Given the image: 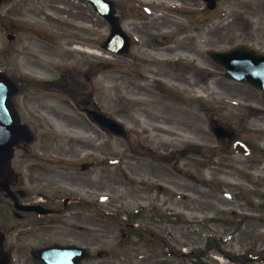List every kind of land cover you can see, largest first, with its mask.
<instances>
[{
    "label": "rangeland",
    "instance_id": "obj_1",
    "mask_svg": "<svg viewBox=\"0 0 264 264\" xmlns=\"http://www.w3.org/2000/svg\"><path fill=\"white\" fill-rule=\"evenodd\" d=\"M67 3L70 5L69 2ZM193 20L194 26L198 27L193 34L198 38L200 50H224L238 42H247L264 51V0H222L219 9L209 14L201 12L196 16L193 15ZM86 21L89 28L95 27L96 22L99 23L89 6ZM87 33L89 36L91 31L88 30ZM174 33L178 32L174 31ZM71 50L75 51L74 48ZM100 56L103 62L111 61V57L107 55ZM98 57L87 51L85 55L69 52L67 57L60 59L69 63L68 67L72 68L75 75H81L89 70L92 63L99 60ZM202 58L213 70L215 78L209 86L206 81L205 87L202 79L206 77L207 72L203 74L199 71L196 87H199L200 93L203 92L201 95L204 96L206 104L215 103V106L210 108L214 107L216 118L219 119L217 121L235 131V134L226 141H220L210 129V124L204 120L206 112L190 110L189 113L186 105L181 109L180 105L175 104V100L169 96L167 101L164 98L163 102L165 106L168 103L167 115L172 120H169L168 125L155 127L154 132L153 129L146 127L148 120L143 110L140 111L144 107L135 108L131 105L133 96L130 95L127 85H122V91L118 92L127 101L126 105L116 103L118 100V93L114 90L116 74L113 73L112 67H104L103 70L98 67L95 71L97 75L94 78L97 87L95 96L101 108L109 114L124 118L132 132V139H118L119 154L126 150L128 144L138 147L136 139H147L149 142V137L152 138L150 142L155 147V144H164L168 151V158L162 164L149 159H138L127 150L124 161L116 170L109 171L105 167L103 169L99 167L90 172L116 175L118 172L121 173L120 188L112 186L114 180L109 176L102 177L104 182L102 189L114 192L106 201L116 206L121 200H125L128 205L148 198L149 201L158 200L157 205L164 215L169 214L171 217L174 214L183 223L167 226L169 233L172 234L168 237V250L177 252H171L163 257L165 250H161L159 253L162 256L161 260L149 257L151 260L141 259L134 264H193L194 262L198 264L197 259L204 264H264V96L262 91L231 79L219 64H214L205 56ZM54 60L59 64L58 59ZM61 72L62 68L59 66L55 74ZM181 81H183L181 86L186 91L189 83L186 79L181 78ZM90 89L92 92L91 84L88 90ZM30 91L29 95L19 98V105L24 117L30 121L36 133L37 141L32 148L37 152L42 151L44 155L54 154V157H57L59 151L67 150V136L70 133L77 134V138L81 139L89 132L74 131L71 128H74L77 122L75 125L69 122L82 117L71 103V98L67 99L66 96L57 93L42 92L35 87ZM195 92L198 90L195 89ZM153 93L156 97L164 96L156 91ZM182 98L191 99L187 96ZM192 98L198 100L196 96ZM198 102L203 101L198 100ZM200 108L203 109L202 106ZM173 110L181 111L179 121H182V124H170L179 122L175 121L177 118ZM210 111H213V108ZM192 114L196 118L199 117L194 127L186 124L191 120ZM137 119L143 122L142 126L138 125ZM148 131H151V135ZM156 136H160V139L155 138ZM103 138L105 142L115 140L106 133L103 134ZM185 143L202 146L203 153L194 152L180 157L175 150ZM79 146L75 148L73 154L74 157L83 160V149L81 150ZM110 146L104 145L111 151ZM241 146H245L247 151L242 150ZM76 164L78 163L70 164L73 166L72 173L79 168ZM53 166H56L57 173H71L65 164L56 163ZM194 174L197 176L195 177ZM136 180L146 181L150 193L147 187L137 186ZM159 185L163 187V193L156 194L154 187ZM154 197L156 198L153 200ZM151 217L154 215L151 214ZM33 236L35 237V234ZM62 236L55 233L49 238L44 236L43 238L44 240L65 239ZM210 237L214 239L213 243L219 242L225 254L208 247L207 240ZM29 251V248L25 249L23 256L13 258L11 264H40L34 257H27L26 253ZM194 251L199 258L190 257V253ZM226 253L235 255L236 260L228 259ZM135 254L127 255L126 260L136 259ZM242 257L246 258L245 262Z\"/></svg>",
    "mask_w": 264,
    "mask_h": 264
},
{
    "label": "flooded vegetation",
    "instance_id": "obj_2",
    "mask_svg": "<svg viewBox=\"0 0 264 264\" xmlns=\"http://www.w3.org/2000/svg\"><path fill=\"white\" fill-rule=\"evenodd\" d=\"M0 0V63L5 71L9 67H13L10 71L11 76L18 83H25L28 81L38 80L47 82L48 86L54 87L59 85V81L63 82L62 88L65 92H71L72 97L80 106L82 112L85 114L81 126L84 129L90 130L91 136L94 139L87 137L81 144L78 143L85 153L101 152L102 144L99 146L98 138H102V129L94 120V115L90 110H99L97 102L94 100L95 95L89 93L86 85L77 76L72 79L71 75L62 72L55 74L57 63L54 59H58L61 64L66 63L61 60L69 55L68 48L73 44L90 43L92 46L103 48V21L96 25L94 37L88 40L84 35L82 25L85 23L86 6L85 0ZM116 3V13L124 28L128 30L131 36V49L127 55L119 56L114 55V66H118L121 60L128 63L127 70L118 75L114 80L116 92L122 91V85H127L130 95L133 96L131 105L135 108L144 107L143 112L148 120V127H155L168 125L169 120L167 115V106L164 105V98L167 101V96L178 103L186 104L192 107L194 104L193 99L185 100L181 95L167 94V85L163 82L165 80H172L179 82L182 78V73L186 75L187 71L182 67L179 55L185 54L191 58L205 61L199 55L194 36V32L198 30L194 26L193 20H188L187 25H178L174 33L173 41H168V20L165 17H157L148 15L144 9L147 5L144 0H114ZM184 7L186 17L188 14H197L200 8L199 0H177ZM60 2H69V11H64L60 6ZM137 6V7H136ZM206 11H211L204 3ZM208 9V10H207ZM58 10V11H57ZM67 17V18H66ZM174 26L173 22L169 23ZM184 39L186 42L179 41ZM65 55V56H64ZM64 56V57H63ZM206 62V61H205ZM55 64V65H54ZM60 64V65H61ZM59 65V66H60ZM66 71V70H64ZM15 72V73H13ZM120 72V70H118ZM198 72H191L187 74L186 80L193 82ZM91 79V76L88 75ZM127 77V78H125ZM71 81H74V85ZM195 84V83H193ZM55 86V87H56ZM71 86L73 88H71ZM75 86V87H74ZM54 89V88H53ZM154 91L164 94V96L156 97ZM119 96V93H118ZM123 100L118 98L117 103L122 104ZM163 102V103H162ZM157 104V105H154ZM136 111V110H135ZM174 111V110H173ZM176 120L179 121L180 111H174ZM22 117V116H21ZM23 118V117H22ZM138 125L142 126L143 122L138 120ZM70 124L76 123L75 119L69 122ZM170 124H182V121ZM187 126L194 127L196 125L186 122ZM136 125V124H135ZM164 146V144H162ZM160 146V150L161 147ZM78 145L74 140H70L67 144L66 155L75 151ZM30 148L28 143H22L15 148V155L12 161L13 174L8 180L9 187L12 190L10 194L5 190L4 186H0V208L8 211L15 208V199L17 197L19 203L24 205H38L41 211H45L43 215L35 211H19L15 210L17 216L33 215L35 221L39 217H46L47 211H52V220L49 218L46 223H37L42 226L43 232L54 233L52 229L55 221L65 219L64 234L69 237L67 243L72 242L74 237H81L82 242L79 244L85 245L84 237H88V225L97 230L101 225L107 231H114L111 224L104 222V219L90 218L84 215L82 205L77 203L75 197L71 193H78L77 189L82 188L90 189L92 191L98 190L103 185L102 175L100 179L94 180L86 177V175H76L75 173H57L55 170H50L41 165L40 160L33 159L30 156ZM88 157V156H87ZM92 163L90 157L82 162V166H89ZM91 169V168H89ZM88 169V170H89ZM86 172V170H84ZM100 180V184L98 185ZM114 186H118V173L113 174L112 178ZM64 187H62V186ZM60 192L65 195L61 197ZM48 217V216H47ZM151 221L150 218H145L144 222ZM40 222V220H39ZM123 224L128 223L122 221ZM82 224V227H79ZM9 222H2L0 231L7 228ZM133 225V224H132ZM155 225L160 229L165 228L163 222H155ZM108 227V228H107ZM127 233L123 232L122 235ZM7 236V235H6ZM103 239L110 237L109 234L101 235ZM119 236L118 234L111 235V237ZM89 238V237H88ZM93 239V238H92ZM112 240V238H110ZM113 241V240H112ZM141 241V240H140ZM21 241L16 242L14 245L5 241V247L10 248V251H15L21 255ZM139 246L130 241V238L120 241L122 250L118 256L123 257V252L136 253L140 257H153L160 255V248L152 244V241H141ZM94 247H98L97 254L102 257L109 258L116 254L115 250L107 249L103 241L95 240ZM166 246V243H164ZM115 248L118 247L117 245ZM137 250V251H136ZM35 251V250H34ZM32 250V252H34ZM105 252L103 255L102 253ZM114 252V253H112ZM128 254V253H127ZM119 260V259H118ZM116 260V261H118ZM113 264H120L118 262ZM130 264V260L123 262ZM102 264V263H101ZM109 264V263H106Z\"/></svg>",
    "mask_w": 264,
    "mask_h": 264
},
{
    "label": "water",
    "instance_id": "obj_3",
    "mask_svg": "<svg viewBox=\"0 0 264 264\" xmlns=\"http://www.w3.org/2000/svg\"><path fill=\"white\" fill-rule=\"evenodd\" d=\"M100 1L101 12L114 24L113 27V34L111 35L110 39L108 40V43H112L115 39V28L116 24L113 19V11L110 7L107 5V1L104 2L103 0ZM94 2L99 4L98 1L94 0ZM214 57L216 60L222 64L224 67H226L230 73V76L243 81L245 83H249L251 85H254L262 90H264V53L258 52L257 50L253 49L246 43H239L229 49L228 51L224 52H215ZM17 90L15 85L4 75L0 74V124L6 123L7 118L12 117V112L15 114L13 110V105L11 103V95ZM97 120L101 122L102 124L109 126L112 130L115 132H120V126L115 124L113 121L105 118L102 115H99L97 117ZM23 129V134L25 135V138L31 139V135L28 132L27 128L25 126L21 127ZM21 134V138L24 137V135ZM228 135V133H227ZM9 135H7L6 138H3L0 140V144L3 145V149L7 147V149L12 151L10 149V141ZM7 159L5 160V167H7L10 163V158L8 155ZM64 247H56L51 248L47 252L44 253L43 258L48 260V254L50 251H55L59 253L60 257L55 258L54 260H48L51 263L56 264H64L63 262V255L65 253ZM54 252V253H55ZM72 261L71 264H76L77 261V254L73 251L72 252ZM49 258H52L49 256Z\"/></svg>",
    "mask_w": 264,
    "mask_h": 264
}]
</instances>
